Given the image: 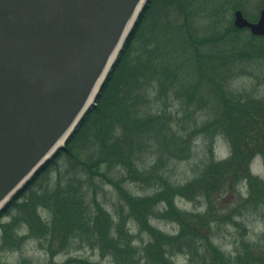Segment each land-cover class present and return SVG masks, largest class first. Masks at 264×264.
Returning a JSON list of instances; mask_svg holds the SVG:
<instances>
[{"label":"trees","instance_id":"1","mask_svg":"<svg viewBox=\"0 0 264 264\" xmlns=\"http://www.w3.org/2000/svg\"><path fill=\"white\" fill-rule=\"evenodd\" d=\"M154 1L148 0L95 104L65 147L0 212V254L34 240L50 256L48 264H60L55 257L72 249L92 250L114 264H175L176 257L187 264L257 260L243 234L235 257L212 243L218 225L238 226L235 219L248 207L264 206V181L251 173L254 160L264 157V97L255 91L264 85V36L226 18L229 10H242L253 21L247 11L251 0H167L182 19L172 34L178 50L161 58L159 47L138 48L133 56ZM252 1L264 9V0ZM197 18L209 20L203 33ZM244 76L257 84L234 89L231 83ZM219 136L230 145L228 159L215 155ZM199 139L209 146L197 175L174 182L169 168L190 160ZM62 159L66 180L26 200ZM243 184L248 197L238 211L225 213L219 207L227 189ZM179 203H192L197 211ZM17 208L25 209L24 236L2 223ZM155 220L173 224L176 234L163 232ZM0 264L8 263L0 257ZM61 264L99 262L71 257Z\"/></svg>","mask_w":264,"mask_h":264},{"label":"water","instance_id":"2","mask_svg":"<svg viewBox=\"0 0 264 264\" xmlns=\"http://www.w3.org/2000/svg\"><path fill=\"white\" fill-rule=\"evenodd\" d=\"M147 2L0 0V211L92 108ZM234 25L264 36V9Z\"/></svg>","mask_w":264,"mask_h":264},{"label":"rangeland","instance_id":"3","mask_svg":"<svg viewBox=\"0 0 264 264\" xmlns=\"http://www.w3.org/2000/svg\"><path fill=\"white\" fill-rule=\"evenodd\" d=\"M167 0H155L153 8L151 9L148 17L146 18L140 38L134 44L133 56L136 55L137 49L140 48L145 50L148 49L160 48L158 50L159 56L162 58L164 55H170L169 49L173 51L176 50L175 38L172 34L176 33L174 30H177L182 25V19L178 17L176 13L175 6H168L166 3ZM200 7V5H197ZM248 14L253 21H257L259 17L260 10L257 9V4L254 1L248 3ZM227 19H234V12L228 11ZM196 27L198 31L205 32V29H208L210 23L209 20L197 18ZM166 23V24H165ZM166 27L165 28H163ZM165 29V31H164ZM173 30V31H172ZM202 32V33H203ZM175 46V47H173ZM157 49H155L156 51ZM178 50V49H177ZM176 50V51H177ZM135 54V55H134ZM187 79V78H186ZM187 81V80H185ZM196 79H193V83ZM253 80L248 79V76L238 78L231 83L234 89H252L254 87ZM259 86V87H258ZM255 90L260 92V96L264 97V85H258ZM202 92H205L203 90ZM174 109V108H173ZM202 119L200 118V121ZM209 143V142H208ZM203 140L199 139L195 142L194 153H196L190 160L176 163L174 166L169 168L167 172L168 175L176 183H185L188 180L193 179L197 174V168L202 164L203 151L208 150V144ZM231 150L230 145L224 136H219L215 139V155L218 160L228 159L230 156ZM61 171V172H60ZM67 165L66 160H60L59 167L56 170L49 172L44 179V181L37 186L34 193L29 194L26 200H31L36 196L42 195L44 191L53 190L58 182L66 180ZM251 173L253 176L258 177L260 180L264 181V157L260 156L254 160L251 166ZM134 193L143 194L142 190L136 185L128 186ZM106 190H108L106 188ZM148 193V191H147ZM248 197V189L245 184L240 185V187L228 188L226 193L223 196L221 201L222 205L219 207L222 208L225 213L232 212L234 210L238 211V207L242 206L243 200ZM25 201V200H24ZM23 202V201H22ZM179 206L187 211H194L196 206L192 203H179ZM204 210V209H201ZM24 208H17L13 210L8 217H5L2 221L3 224L12 225V229L19 236H24L28 233L27 227L24 223ZM220 211V210H219ZM43 213V212H42ZM235 221L239 224L234 226L228 223H221L218 227L215 228L212 243L214 247L219 248L223 253L226 254V257L232 256L235 257V251L241 250V234L245 235V241L250 243L252 248V254L257 257V260L252 264H262L264 263V206H261L257 209H250L244 213L240 218H236ZM153 224L160 228L163 232L167 234H176V226L168 222L163 221H153ZM144 241H147V238L143 236ZM4 241V229L0 228V243ZM141 244V241L138 243ZM245 253V252H243ZM0 257L3 261L8 264H48L50 261V256L42 250L38 243L34 240H29L22 248L11 251L4 252L0 254ZM71 257L88 259L92 262H99V264H114L111 261L101 258V256L92 250L89 249H72L69 252H64L58 254L55 257L56 263H64ZM175 264H187L186 258L176 257L173 258Z\"/></svg>","mask_w":264,"mask_h":264}]
</instances>
